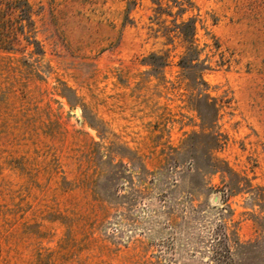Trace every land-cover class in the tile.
<instances>
[{"label": "rangeland", "instance_id": "1", "mask_svg": "<svg viewBox=\"0 0 264 264\" xmlns=\"http://www.w3.org/2000/svg\"><path fill=\"white\" fill-rule=\"evenodd\" d=\"M0 47V264H264V0H27ZM258 243V244H255Z\"/></svg>", "mask_w": 264, "mask_h": 264}, {"label": "trees", "instance_id": "2", "mask_svg": "<svg viewBox=\"0 0 264 264\" xmlns=\"http://www.w3.org/2000/svg\"><path fill=\"white\" fill-rule=\"evenodd\" d=\"M31 14L27 0H0V47L9 45L11 37L17 34L24 38L28 46L37 45L32 37ZM208 255L209 264H238L230 250L223 225H218L214 230Z\"/></svg>", "mask_w": 264, "mask_h": 264}]
</instances>
